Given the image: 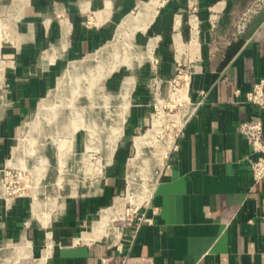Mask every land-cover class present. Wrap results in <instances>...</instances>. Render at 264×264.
<instances>
[{"label": "crops", "instance_id": "crops-1", "mask_svg": "<svg viewBox=\"0 0 264 264\" xmlns=\"http://www.w3.org/2000/svg\"><path fill=\"white\" fill-rule=\"evenodd\" d=\"M252 1L0 0V178L17 163L13 138L56 70L97 52L118 27L130 50L129 76L109 97L113 106L124 99V109L129 101L123 138V113L118 127H96L110 147L114 140L112 151L118 141L114 162L85 193L75 186V196L46 209H34L25 193L0 191V264H264V181L253 183L254 156L239 131L250 118L264 126V109L245 102L264 79V8L235 32ZM178 65L187 84L169 102L166 82ZM132 150L127 182L141 168L157 175L137 211L112 223L129 202L116 198L115 168Z\"/></svg>", "mask_w": 264, "mask_h": 264}, {"label": "rangeland", "instance_id": "rangeland-1", "mask_svg": "<svg viewBox=\"0 0 264 264\" xmlns=\"http://www.w3.org/2000/svg\"><path fill=\"white\" fill-rule=\"evenodd\" d=\"M117 44L120 45V42ZM121 44L119 58H116L114 54L109 52L108 59H103L101 63H93L92 57L96 55V52H93L88 56H83L76 60L79 62H82L84 58L89 60V70L86 72L80 71L79 74L77 73V75L71 76V79H68V77L67 80L63 79L66 83L62 89L58 86L57 81L62 78L65 72L63 70L67 65H63L64 68L62 66L58 72L56 70L52 84L46 92V94L50 93L52 96L44 103L45 105L41 104V102L38 103L33 109L32 114L19 124L21 128L18 129L20 131L13 138L12 146L13 144H15L13 147L21 146L22 155L19 156L20 161L18 163L10 164V166L19 168L22 174L25 175L26 189L24 193L30 199H32V196L37 198L39 196L40 199L33 200L36 202L35 208L37 207L39 209L43 207L46 209L58 197L75 196L69 194L70 189L75 186L76 190L71 191H77L78 193L76 195L85 193V188H89L88 185L91 186V182H95L104 174L107 168L106 163L109 162L112 164L114 162L118 154L117 140L114 150L111 151L109 148L110 144L107 140L108 133H103L95 138L88 135L90 137L88 139L86 136L88 131L87 123L91 115L94 116L95 113H98L96 109L97 111L106 110L101 100L103 98L109 99V97L111 98L110 100L117 99L118 97L115 95L119 92L121 83L127 79L125 76H129L127 74L128 71L124 69L125 67L123 65L125 62L124 59L128 62L130 58V50L128 52L124 51V45L128 44V41ZM117 59L119 60L117 68L109 71ZM111 82L115 87L111 86ZM175 100L173 98L171 102H175ZM129 105L128 101L126 108L121 109L123 119L120 127L121 133L118 139L123 138L122 134L125 129ZM175 105L177 106L178 103H168L167 105L165 103L164 108L166 109L165 106L168 108L175 107ZM107 107L109 110L113 109L112 103H109ZM115 108L112 112H114ZM164 113H166V110H164ZM111 127V125L108 126L106 130H112ZM157 128L155 132H160L159 135L162 136L165 133L164 127L160 124ZM153 138L155 140L154 135ZM156 138L159 139V137ZM47 139L50 142V146L45 148L46 150L44 152L42 147L46 145ZM155 143H157L156 140ZM149 144L147 143L144 146L143 157L150 161L151 153L154 150L153 143L151 145ZM37 152H43L48 159V163H45L49 171L48 174L46 173L47 177L49 178V174L54 175L56 172L59 175H57L59 179L55 181L56 183H54L53 190L51 191L48 190L49 182L45 178L46 174L43 175L44 164L40 158V160L38 159ZM134 154V150L128 152L124 160L125 165L123 164L115 168L116 172L120 174L122 181L120 192L116 195V198L123 199L124 203L129 202L126 205L123 203L124 208L121 215L114 217L116 220L112 223L119 222V218L122 216L128 218L129 215L126 212L130 214L132 212L131 209L141 204L148 197L155 179L154 176L156 177L157 175H153L151 170H143L132 185L129 184L126 178V162ZM35 191L39 192L37 196L34 193ZM52 191H55V193L52 194Z\"/></svg>", "mask_w": 264, "mask_h": 264}, {"label": "built area", "instance_id": "built-area-1", "mask_svg": "<svg viewBox=\"0 0 264 264\" xmlns=\"http://www.w3.org/2000/svg\"><path fill=\"white\" fill-rule=\"evenodd\" d=\"M264 8V0H253L239 14L235 22L236 34L242 33L251 17ZM216 20V19H215ZM215 20H211L214 27ZM188 71L178 65L174 74L167 80L169 102L178 99L181 88L187 84ZM238 94V90L235 92ZM176 102V100H175ZM245 102L259 109H264V79L255 82L252 88L245 93ZM168 103H166L167 105ZM239 131L245 136L254 156L250 170L253 183L264 181V126L260 118H250L240 123ZM26 177L19 168L12 167L3 171L0 178V191L6 195L24 194ZM126 212L129 217L137 211V206Z\"/></svg>", "mask_w": 264, "mask_h": 264}, {"label": "bare ground", "instance_id": "bare-ground-1", "mask_svg": "<svg viewBox=\"0 0 264 264\" xmlns=\"http://www.w3.org/2000/svg\"><path fill=\"white\" fill-rule=\"evenodd\" d=\"M127 21V20H126ZM124 22L125 24H128L127 22ZM123 24V26L125 25ZM123 33H122V29L121 28H117L116 29V32L114 34V36L109 40V42L107 44H105L103 47H101L97 52H96V55L92 57V62L93 63H101L103 59L105 58H109V52H111L112 54H114V56L116 58H119V45L117 43L120 42V45L121 43H125V41H127V38H123ZM118 52V53H117ZM124 61H126V59H124ZM89 60H87L86 58H84V60H82V62L80 61H72L70 62L66 69H65V72L63 73L62 75V78L61 79H58V86L62 89L65 87V83L66 81L63 80V79H66L67 80V77L68 79H71L70 77L71 76H74V75H77V73L79 74V72H86L89 70V65L88 64ZM119 64V60L117 59L114 63H113V66L110 68L109 71H111L112 69H116L117 68V65ZM96 69V68H94ZM93 69V70H94ZM76 77V76H75ZM74 79V77H73ZM52 96L50 95V93L46 96H44V98L42 100H40L41 104H44L48 101V98ZM110 100L109 99H104L101 100V103H103V107L106 108V110H98L96 109V112L98 113H95L94 116L91 115L88 123H87V136L86 138H90L88 137L91 136L92 138H95V137H99L98 135V130L96 129V127H98L101 123L105 122L106 120V124L109 122V125H112L114 122V125L116 126V122L118 120V125L117 127L119 126V122H120V114H121V109L124 107V99H121L120 101L116 102L115 101V105L113 106V103H112V106H113V109L115 108L114 112H112L113 109H110L107 107V105L110 103L109 102ZM39 102V103H40ZM45 105V104H44ZM118 108V109H117ZM106 115L108 117V119H105L103 120V116ZM111 115V116H110ZM111 151H112V147H113V143H114V140L111 141ZM50 146V142L48 141L47 139V142H46V145H44L42 148H43V151L45 152V148L49 147ZM38 151V150H36ZM38 153V159L40 158L41 161L43 162L44 164V169H43V175H45L46 173L48 174V170H47V165L45 163H48V159L46 158L45 154L43 152H37ZM13 154H14V157H15V161L18 163L20 161L19 159V156L22 155V149H21V146L20 147H16L14 148L13 150ZM39 159V160H40ZM47 170V171H46ZM143 170H146V168H141L139 173H136V174H132L129 178H128V183L132 185V183L134 182V180L137 179L138 175L141 174V172ZM55 172V171H54ZM47 174L45 176V178H47V181L49 182V185H48V190H53V187H54V183H56L55 181L59 179V175L56 173L53 174H49V178L47 177ZM58 175V176H57ZM141 176V175H140ZM142 178V177H141ZM152 179V178H151ZM35 195L37 196V194L39 193L38 191H35L34 192ZM40 199L39 196L38 198L35 197V196H32V203H33V208L34 209H38L37 207L35 208V204L36 202H34L33 200H38ZM118 207V201H116L114 204H113V210H115L116 208ZM112 212V211H111ZM109 213H103L102 215H100L99 217V220L104 223V220H106L108 217H114L116 215V211L112 212L110 214V216H108ZM104 225V224H103Z\"/></svg>", "mask_w": 264, "mask_h": 264}]
</instances>
